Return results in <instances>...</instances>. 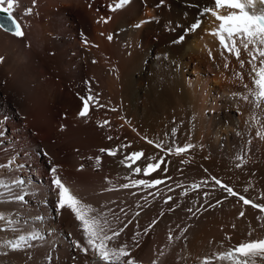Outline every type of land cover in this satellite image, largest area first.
<instances>
[{
	"label": "bare ground",
	"instance_id": "bare-ground-1",
	"mask_svg": "<svg viewBox=\"0 0 264 264\" xmlns=\"http://www.w3.org/2000/svg\"><path fill=\"white\" fill-rule=\"evenodd\" d=\"M15 1L13 14L25 36L17 39L0 30V56L5 58L0 63V162L13 157L23 166L15 175L30 181L28 187L33 191L22 205L0 204V212L15 214L21 228L43 229L47 243L41 241L20 251L0 247V264L73 262L69 239L82 237L66 210L59 220L55 217L56 194L48 191L53 165L60 166L66 185L85 203L97 208L106 205L104 211L119 212L124 207L129 217L141 213L124 236L131 243L137 222L141 232L151 228L133 253L141 264H152L153 260L158 264H201L205 258L212 264H229L217 260L216 254L245 240L264 238V228L256 219L258 210L250 205L243 206L232 197L215 209L209 207L224 198L218 187L203 207L202 193L207 189L180 195L188 185L216 177L246 198L264 204V141L255 138L254 128L246 129L252 113L238 98L246 94L244 83L252 86L250 69L247 63L241 69L234 56L208 34L215 19L210 14L201 17L200 12L209 0H164L162 5L160 0H131L115 12L111 7L118 0ZM197 18L203 21L201 28L185 36L182 43H174ZM137 24L141 26L137 28ZM241 59H248L243 50ZM226 62L228 69L224 68ZM235 72L244 76L243 82ZM86 93L100 98V107L91 108L87 121L77 115ZM233 93L238 96L233 97ZM105 120L110 124L98 127ZM237 131L244 137H238ZM108 136L113 139L108 140ZM142 137L164 141L165 147L173 142L195 147L179 157H165L162 168L167 167L166 174L133 177L165 179L157 188L103 192L109 187L106 177L117 185L127 182L122 177L131 175V170L120 164L125 154L143 151L151 156L160 152ZM247 139H252L248 163L236 168L235 157ZM118 145L131 147L115 157L99 152ZM101 155L102 164L96 170L94 161L87 158ZM185 159L187 164L180 163ZM145 163L142 159L133 167L143 168ZM81 164L84 170L77 171ZM36 189L45 194L35 193ZM49 195L51 202L43 207ZM169 195L174 198L172 204H180L175 211L163 203ZM137 201L140 208L135 207ZM187 207L200 211L193 216ZM240 211L245 212L244 217H239ZM37 216H43V222H36ZM153 220L157 221L154 226ZM185 227V236L168 245L169 232L175 237ZM49 228L53 232L49 233ZM0 238L16 237L0 232ZM51 240L60 246L54 247L50 261V249L55 246ZM161 249L163 256L159 255ZM75 264H83V257Z\"/></svg>",
	"mask_w": 264,
	"mask_h": 264
},
{
	"label": "snow or ice",
	"instance_id": "snow-or-ice-1",
	"mask_svg": "<svg viewBox=\"0 0 264 264\" xmlns=\"http://www.w3.org/2000/svg\"><path fill=\"white\" fill-rule=\"evenodd\" d=\"M164 0H160L163 4ZM131 0H118L112 7L113 12L123 9L129 5ZM6 4V7L4 5ZM15 7V0H0V30L10 34L14 38L22 39L25 36L22 24L19 22L18 17L14 16L13 9ZM222 9H227V14H221ZM28 13L31 9L27 10ZM218 21V26L208 32L209 35L215 37L218 40L219 46L224 52L234 56L238 61L241 69L245 68V64L249 66L248 75L251 79L252 86L244 83L243 87L247 90L246 94L239 96L238 98L245 102L249 106V111L252 113L248 121H246V129H255V138L260 141H264V0H209V4L204 6L200 12L201 17L209 15ZM148 21H144L147 23ZM203 21L197 18L194 23H191L177 40L173 41L176 44H180L184 41L185 36L196 33L201 28ZM141 25L137 24L139 28ZM111 39V37H109ZM243 52L247 55V61L241 59ZM210 58L212 57L211 51L208 53ZM4 57L0 56V63L4 62ZM224 68L228 69L229 64L226 62ZM234 75L242 82L244 76L240 72H235ZM233 97H237V93L232 94ZM98 104L96 98L92 95H88L82 100V107L78 112V117L87 121L90 118V110ZM115 111V109H112ZM260 113L261 115H256ZM110 124V121L105 120L103 123L98 124V127L104 128ZM61 131H64V126H61ZM172 135H175L173 129ZM236 135L243 138L244 133L237 131ZM108 140H112V136L107 137ZM154 148L159 149L160 152L151 156H145L143 151H133L123 156L120 164L131 170V175H124L123 180L126 183L116 184L108 177L105 178V182L109 187L103 188V192H112L118 190H131L140 189V191H147L149 189L157 188L159 185L165 184V179H143L133 178L140 176L150 177L153 173L163 172L167 173V167L162 165L166 164L165 157L175 155L177 157L190 153L195 147L191 143L183 145L175 144L174 142L165 147L164 141H154L147 137H142ZM252 139H247L245 145L242 146L240 153L236 155L235 159L238 161L235 164L236 168H240L248 163V152L250 151V145ZM131 145H118L115 148H101L99 152L106 154L109 157H115L117 154L125 148H129ZM161 153L163 155H161ZM45 155H47L45 153ZM89 161H94L92 165L94 169L99 170L102 164V155L96 157H88ZM145 160L146 163L141 168L140 166L133 167L138 161ZM189 160H181L180 163L187 164ZM15 165V167H14ZM22 165L16 164L13 157H9L6 162H0V204L14 203L17 205L24 204L26 197H29L30 192L33 189L28 187L30 181L20 178L15 175V172L22 169ZM84 164H81L77 171L84 170ZM60 166L53 165L49 169V194L54 190L56 193L55 200V215L56 217L64 214L65 210L71 215L76 222V227L81 234L82 239H71V233L68 234L69 248L73 252L71 259L74 264L77 260L83 257V264H141L134 255L135 249L140 247L141 237L147 236L151 230L150 227H145L143 232L139 230L140 225L137 222L135 231L131 235V243L127 239H124L126 235L125 230L129 225L133 224V221L141 215L140 212H135L134 215L129 217L128 211L124 207L119 208V212H115L113 209L104 211L106 205H101L100 208L94 207L89 203H85L81 198L73 193V191L66 185L62 179L60 172ZM206 171V170H205ZM117 179H120L119 175ZM171 179V177H167ZM180 188H184L183 184L177 185ZM38 187V185H37ZM217 187L225 194L223 199L217 200L215 203L209 205L210 208L215 209L221 205L224 200L235 197L237 202H242L243 206H251L253 209H257L259 215H257V221L261 222L260 227L264 228V204L256 203L253 199L246 198L244 195L236 192L233 187L226 183H223L220 179L212 177L211 181L203 179L199 183H192L187 186L185 191L180 193L182 196H187L189 191H201V189H207L203 191V205H208L209 197L212 192L216 191ZM174 191V189H169ZM245 192L248 191L246 187ZM131 195H138L137 192H131ZM150 195H156V193H149ZM147 201L148 197H142ZM174 198L167 196L163 203L170 205V211H175L180 208L179 203L172 204ZM46 202V201H45ZM116 203V201H112ZM123 203V202H122ZM136 208H140L141 205L137 201ZM188 213L196 215L200 211L197 208L195 211L193 207H187ZM123 214V217L121 216ZM164 215L163 212L160 213ZM245 212L240 211L239 217H244ZM43 217L37 216L36 222H43ZM157 221L153 220L151 224L154 226ZM27 224V219H25ZM179 227V225H177ZM19 230V231H18ZM188 228H183L179 235L173 236L169 232L167 236L168 245L174 243V240H180L185 236ZM0 232L11 233L15 236V239L4 240L0 238V247L10 249L11 251H20L34 247L38 242H45V234L43 229L32 230V226L26 228L20 227V222L15 214H5L0 212ZM24 232L25 234H19ZM48 232H53V229L49 228ZM249 236L252 235L250 231ZM159 255L163 256L164 251L161 249ZM216 259L219 261H227L229 264H264V238L245 240L236 246L229 247L226 251L216 254ZM152 264H158L157 260H153ZM201 264H212L210 258H205Z\"/></svg>",
	"mask_w": 264,
	"mask_h": 264
},
{
	"label": "rangeland",
	"instance_id": "rangeland-1",
	"mask_svg": "<svg viewBox=\"0 0 264 264\" xmlns=\"http://www.w3.org/2000/svg\"><path fill=\"white\" fill-rule=\"evenodd\" d=\"M162 5V4H161ZM53 53H50V56H53L52 55ZM66 115V114H65ZM65 115H63V116H65ZM5 120H7L6 118H5ZM42 151V150H41ZM40 154H42L43 153V151L42 152H39ZM44 162H46L45 160H44ZM50 204V203H49ZM50 261H51V259H50Z\"/></svg>",
	"mask_w": 264,
	"mask_h": 264
}]
</instances>
